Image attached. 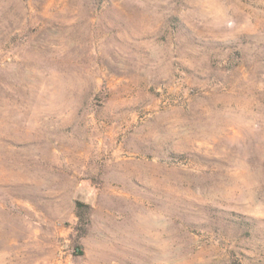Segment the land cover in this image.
Here are the masks:
<instances>
[{
  "label": "rangeland",
  "instance_id": "374dc122",
  "mask_svg": "<svg viewBox=\"0 0 264 264\" xmlns=\"http://www.w3.org/2000/svg\"><path fill=\"white\" fill-rule=\"evenodd\" d=\"M0 264H264V0H0Z\"/></svg>",
  "mask_w": 264,
  "mask_h": 264
},
{
  "label": "trees",
  "instance_id": "16d2710c",
  "mask_svg": "<svg viewBox=\"0 0 264 264\" xmlns=\"http://www.w3.org/2000/svg\"><path fill=\"white\" fill-rule=\"evenodd\" d=\"M84 207H86V205L84 203H82L81 201L77 202V208H78L79 212H81Z\"/></svg>",
  "mask_w": 264,
  "mask_h": 264
}]
</instances>
